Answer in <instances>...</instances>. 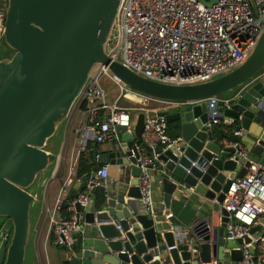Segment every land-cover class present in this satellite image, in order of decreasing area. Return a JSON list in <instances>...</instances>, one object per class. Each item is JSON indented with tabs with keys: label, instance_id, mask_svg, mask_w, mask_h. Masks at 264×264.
<instances>
[{
	"label": "water",
	"instance_id": "1",
	"mask_svg": "<svg viewBox=\"0 0 264 264\" xmlns=\"http://www.w3.org/2000/svg\"><path fill=\"white\" fill-rule=\"evenodd\" d=\"M121 1L7 2L3 36L13 53L0 59V218L11 219L13 232L4 264L25 262L31 207L37 200L29 188L41 172L58 162L57 154L45 150L47 142L67 119L81 88L101 63L109 65L134 91L192 103L174 112H157L168 123H181L180 147L163 150L157 145L153 149L145 142L147 114L142 107L136 108L139 112L130 128L118 127V142L109 150L99 153L98 144L93 143L92 164L122 165V172L129 171L133 177L132 186L122 182L99 185L91 194L89 207L83 210L79 202L75 204L85 232L95 238L71 253L70 264H232L243 257L227 240L228 212L222 203L231 185L228 178L244 176L249 165L235 143L264 159V74L256 77L264 67V33L248 60L228 74L196 84L157 82L113 61L106 52ZM202 1L209 6L216 2ZM240 85L246 86L230 99V106L218 107L221 121L211 132L207 125L214 109L209 99ZM88 139L93 140L92 133ZM143 152L157 155L164 207L147 208L141 198L137 186L141 168L137 164ZM81 181L80 192L88 177ZM183 186L214 202L218 226L213 224L212 214L190 225L169 215L172 202L184 193ZM262 224L253 228L252 234L262 231L264 217ZM242 243L243 239L237 241ZM255 245L250 246L252 253Z\"/></svg>",
	"mask_w": 264,
	"mask_h": 264
},
{
	"label": "built area",
	"instance_id": "2",
	"mask_svg": "<svg viewBox=\"0 0 264 264\" xmlns=\"http://www.w3.org/2000/svg\"><path fill=\"white\" fill-rule=\"evenodd\" d=\"M5 18L6 8L0 9V40L4 37ZM263 33L264 0H216L210 6L202 0H122L106 52L113 61L145 78L175 85L196 84L228 74L244 64ZM112 42L115 43L109 48ZM102 75H107L119 86L124 98L128 91H133L112 72L109 65L101 63L94 67L67 117L71 122L77 111L83 113L74 129L78 151L71 162L70 175L81 155L89 154L85 142L91 133L97 144L114 143L118 142V127L130 128L132 124L130 112L136 108L119 105L120 95L114 103H109L100 84ZM147 100L161 105L192 103L151 96ZM209 100L214 111L207 128L212 132L213 126L221 121L217 117L218 107L221 104L229 107L231 101L220 100L217 96ZM148 107V103L142 107L147 114L143 133L145 142L153 149L157 145L163 150L180 147L183 138H171L166 117L159 116L158 111L150 112ZM236 144L239 146L238 154L249 165L244 176L228 178L231 185L222 203L228 212L227 240L237 243L243 239L242 244L234 246L242 251L243 257L232 264H264V229L255 234L251 232L253 228L263 226L264 159L253 158L245 146ZM156 159L157 155L144 152L138 158L137 165L141 172L137 177V186L147 208H152L154 202L152 174L159 167ZM93 172L95 176H92ZM93 172L88 177L85 189L73 200H66L69 217L61 218L55 213L62 209L65 196L68 195L73 183L70 177L61 187L51 214L50 229L54 245L65 246L71 252L78 244L79 237L85 234V223L82 218H78L75 204L79 202L83 210L86 209L93 202L91 194L94 188L110 185L109 164L100 165ZM132 178L123 173L122 179L115 183L122 182L130 187ZM4 233V240L9 241L8 234L6 231ZM246 237H250L251 241L246 242ZM253 242L256 243L254 253L250 250Z\"/></svg>",
	"mask_w": 264,
	"mask_h": 264
},
{
	"label": "crops",
	"instance_id": "3",
	"mask_svg": "<svg viewBox=\"0 0 264 264\" xmlns=\"http://www.w3.org/2000/svg\"><path fill=\"white\" fill-rule=\"evenodd\" d=\"M8 0H0V9H5L7 7ZM264 74V70L260 71L257 76ZM246 85H242L234 94H228L230 92L227 91L218 95L217 97L220 100H230L235 96L241 94V91ZM144 96L140 93H135L134 91H128L126 93L125 100H129L131 102L141 104L142 107L147 104V99L144 101ZM117 99V98H116ZM114 100V102L116 101ZM113 102V103H114ZM119 104V103H118ZM158 104V105H157ZM156 106L158 107L157 111L169 109L171 112L173 111V107L179 108L182 105H161L157 102ZM80 113V119L83 116V113ZM75 118V116H74ZM73 118V120H74ZM73 120L70 122L69 119L65 120L57 129L55 135L50 138L47 142L45 150L51 153H55L59 156L58 162L56 163L54 170L51 171L50 175L47 176L44 170L39 174L35 183L29 188V191L36 196V202L32 204L31 207V230L29 236V242L27 246L26 258L24 264H64L66 261H69L72 257L71 250L63 249L62 247H58L54 245L52 235H51V223L50 218L53 212V209L56 205L57 199L59 197V193L61 187L64 185L65 181L70 177L73 180L72 185L69 188L68 195L65 196V201L70 199L73 200L77 197L80 192V188L82 186V177H89L93 171H97L100 165L92 164V157L90 154V150L92 149V145L95 142L94 140H89L87 138L85 142V146L89 151V154L84 155V159L86 160L87 165L91 166L90 174H85L83 176L79 175L80 169V160L77 162V166L75 167L74 172L70 175V166L73 159L76 157V153L78 151V140L75 137V133L73 130V138H69V132L71 128V124ZM66 122V123H65ZM172 126L168 125V135L171 138H177L181 136V123L176 122V124ZM221 129L224 126H220ZM75 129V128H74ZM113 145V142H107L104 144H98L99 153H104L109 150V148ZM253 158H261L259 155H252ZM82 168V166H81ZM125 168V167H124ZM123 166L122 165H109V175L110 181L109 184L115 183L119 179L123 177ZM126 175H130V172L124 173ZM40 175H43L41 182H37L40 179ZM162 176L158 171H153L152 179H153V206L156 207H164V191L161 181ZM45 182V183H43ZM43 183V184H42ZM44 186V191L42 198L40 199V188ZM183 192L177 195V200L175 199L171 204V209L169 215H175L177 218L182 220L185 225L193 224L197 218L204 219L211 214L213 215V224L215 226L219 225V214L214 211V202L206 197L197 194L191 187L183 186ZM42 201V203H41ZM70 214V213H69ZM56 216L61 218H66L62 209L57 213ZM264 229V228H263ZM3 230L9 232V228L5 227ZM4 231V232H5ZM2 232V233H4ZM5 234V233H4ZM95 238V235L92 233L85 232L84 235L79 237V242L75 246L74 251L78 248H82L83 245L86 246L89 241ZM6 244L7 241L4 240L3 235L1 234L0 238V264H4L5 255H6Z\"/></svg>",
	"mask_w": 264,
	"mask_h": 264
},
{
	"label": "rangeland",
	"instance_id": "4",
	"mask_svg": "<svg viewBox=\"0 0 264 264\" xmlns=\"http://www.w3.org/2000/svg\"><path fill=\"white\" fill-rule=\"evenodd\" d=\"M114 43L115 42H112L111 44H109V48L112 47L114 45ZM12 53H13V51L10 48L6 47L4 44L0 45V56H8L9 54H12ZM118 60L121 61V58L119 57ZM262 70H264V67L261 68L257 72V74L260 71H262ZM100 84L102 85V87L104 88V90L106 92V97H107V100H108L109 103H113L114 100L120 95L119 101H118L119 105H123V106H126V107H132V108H138V109L142 107L141 104H137V103L131 102L129 100H125L124 97L121 94V90H120L119 86L111 78H109L107 75H102L100 77ZM240 87H241V85L238 86L237 88H234V89L230 90V92L228 94H234L237 91V89H239ZM134 92L137 93L138 91H134ZM138 93L142 94L145 97L144 101L149 96V95H146V94L141 93V92H138ZM147 103L149 104L148 108L150 109V112L155 113V111H157V109H158V107L156 106L157 102L156 101H148L147 100ZM172 109H173V111H176V110L180 109V107L179 108L173 107ZM137 112H139V111L138 110H133V111L130 112L131 115H132V118H134V115ZM79 122H80V113L78 112L75 115V118H74V120H73V122L71 124L70 132H69V138L70 139L73 138V130H74L75 127L78 126ZM169 124L172 126L171 128H173V126L176 124V122H171ZM215 127L218 128L219 125H215ZM56 163L57 162L52 163L51 165H49L47 167V169L45 171V174L47 176H49L51 171L54 170V167H55ZM42 178H43V175H40V179L37 182L38 183L41 182ZM43 183H45V182H43ZM43 191H44V186H42V188H40V192H39L40 199L42 198ZM41 203H42V201H41ZM5 225H6V227L9 228V232L6 231V233L9 236V241H7V244H6V248H7L8 245H9V242H10V238H11L12 232H13V225H12L11 219H9V218H0V226H2V229L0 230V238H1V234L3 232V229L5 228ZM229 245L234 247V246L237 245V243L236 242H229Z\"/></svg>",
	"mask_w": 264,
	"mask_h": 264
},
{
	"label": "trees",
	"instance_id": "5",
	"mask_svg": "<svg viewBox=\"0 0 264 264\" xmlns=\"http://www.w3.org/2000/svg\"><path fill=\"white\" fill-rule=\"evenodd\" d=\"M1 44H4L6 47H8L7 44L4 41V37L0 40V45ZM3 57H5V56H0V59L3 58ZM81 166H82V168H81ZM91 168L92 167L90 165L89 166L87 165L86 160L84 159V155L82 154L81 157H80L79 175L80 176H83L85 174H90ZM68 206L69 205H68V202L67 201L65 203H63V205H62V211H63L64 216L66 218H68L69 215H70L69 212H68V210H67L68 209ZM5 227H6V225H5ZM77 249H78V246H77ZM64 264H70V262L69 261H66Z\"/></svg>",
	"mask_w": 264,
	"mask_h": 264
}]
</instances>
